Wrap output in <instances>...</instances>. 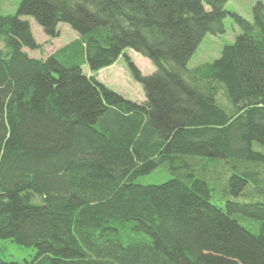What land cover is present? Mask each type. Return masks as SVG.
<instances>
[{
    "label": "trees",
    "instance_id": "trees-1",
    "mask_svg": "<svg viewBox=\"0 0 264 264\" xmlns=\"http://www.w3.org/2000/svg\"><path fill=\"white\" fill-rule=\"evenodd\" d=\"M228 1L20 0L0 14V239L35 250L0 264H264V202L236 201L264 197V2L248 21ZM26 16L77 37L31 57ZM227 16L235 41L189 69ZM125 49L155 67L127 60L141 103L95 77ZM158 168L171 178L138 182ZM132 234L149 240L121 241Z\"/></svg>",
    "mask_w": 264,
    "mask_h": 264
},
{
    "label": "rangeland",
    "instance_id": "rangeland-1",
    "mask_svg": "<svg viewBox=\"0 0 264 264\" xmlns=\"http://www.w3.org/2000/svg\"><path fill=\"white\" fill-rule=\"evenodd\" d=\"M258 1L264 2V0H229L225 4V9L228 12L239 14L248 21H252V9ZM19 2L20 0H0V14H15ZM22 19L29 22L31 33L35 41L41 45L40 49L35 51L24 49L25 52L34 58L45 59L56 49L62 47L77 37V33L75 31H73L67 24L61 23L58 25L59 36L56 38H50L43 33L42 29L36 24L32 17L26 16L22 17ZM223 24L225 29L223 34L205 35L188 61L187 67L189 69L214 61L220 56L221 49L224 45L232 44L235 41V38L240 34V30L235 25L232 18L227 16L224 19ZM124 54L125 56L119 57L112 66L98 71L95 74V77L107 88L120 94L124 98L141 103L145 99L144 91L142 86L133 79L129 71L127 60L131 61L143 75L152 74L155 70V67L148 59L144 58L140 54L135 53L131 49H125ZM83 71L87 75L90 74L86 65L83 66ZM220 102L223 105L226 104L223 97H221ZM222 166H224L223 162H218L219 172L222 170L224 171ZM170 178L171 175L166 169L158 168L148 175L141 176L138 179V182L142 184H161ZM210 179H212V177ZM220 195L221 192L216 190L213 192L211 200L216 202ZM255 200L264 202V197H239L236 199L238 202H249ZM120 239L125 244L135 239L149 240L148 236L143 234H132L130 236L122 235L120 236ZM0 253L2 259L5 261L23 262L24 260H30L35 255V250L33 248L20 246L10 240L0 239Z\"/></svg>",
    "mask_w": 264,
    "mask_h": 264
}]
</instances>
